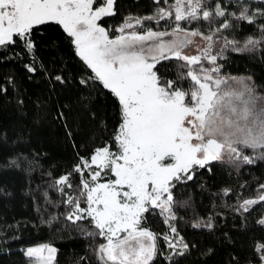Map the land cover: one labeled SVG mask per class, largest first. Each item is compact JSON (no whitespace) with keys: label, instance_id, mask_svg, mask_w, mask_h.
<instances>
[{"label":"snow or ice","instance_id":"snow-or-ice-1","mask_svg":"<svg viewBox=\"0 0 264 264\" xmlns=\"http://www.w3.org/2000/svg\"><path fill=\"white\" fill-rule=\"evenodd\" d=\"M154 3L153 15L129 16L111 29L102 21L116 15V0H0V51L20 44L35 60L34 32L58 25L93 73L80 84L98 81L118 101L120 123L112 143L95 147L73 169L81 177L75 195L65 192L73 188L72 173L54 185L66 196L65 219L77 227V222L89 220L96 231L86 234L105 238L106 243L94 250L101 264H155L158 236L144 227L146 214L164 216L166 223L174 220L173 190L192 181L201 169L211 172L213 162L239 167L264 161V96L244 78L222 75L218 64L227 49L253 52L264 45V0H234L237 11L209 0ZM145 21H154L157 29L146 27ZM241 21L256 25L259 39L249 36L241 45L234 36L224 35ZM201 22H207L204 30ZM191 49L195 54L186 51ZM171 60L180 62L176 79H166L157 68ZM26 67L36 71L32 65ZM55 80L62 83L64 78L57 75ZM64 115L60 112L59 118ZM67 135L71 137V131ZM23 162L11 164L20 167ZM261 202L264 192L244 200L237 210L248 212ZM258 223L264 225V219ZM193 227L212 229L213 224ZM169 228L179 235L175 226ZM163 239L168 248L176 249L168 235ZM179 243L183 251L174 255L183 256L189 245L183 237ZM25 252L37 264H54L57 249L42 245ZM254 254L257 264H264V242L254 246ZM229 264L239 261L233 258Z\"/></svg>","mask_w":264,"mask_h":264},{"label":"trees","instance_id":"trees-1","mask_svg":"<svg viewBox=\"0 0 264 264\" xmlns=\"http://www.w3.org/2000/svg\"><path fill=\"white\" fill-rule=\"evenodd\" d=\"M216 2L222 0H209ZM156 8L154 0H116V15L103 21L114 29L125 18L150 16ZM206 23L201 22L202 30ZM164 25L161 21L159 27ZM145 26L158 27L154 21H145ZM224 35L234 36L242 45L247 37L259 39L260 34L256 25L241 21ZM33 39L35 60L20 44L0 51V87L6 89L0 92V264H31L25 250L41 244L57 249L54 264H101L94 250L102 237L86 234L96 231L89 220L77 222V227L65 219L66 196L54 185L72 173L73 188L65 192L75 195L81 177L73 169L80 157L112 143L120 123L118 101L98 81L80 84L93 73L60 26H41ZM178 63L166 61L157 68L166 79H176ZM218 64L222 75L250 77L256 94L264 96V45L253 52L227 49ZM26 65L36 71L29 72ZM57 75L64 78L62 83L55 80ZM60 112L64 119L59 118ZM244 151L253 155L250 149ZM18 159L24 162L13 167L11 162ZM211 167V172L201 169L192 181L173 190L174 220L166 223L164 216L146 214L144 227L158 236L160 255L155 264H229L233 258L239 264H257L254 246L264 242V225L258 223L264 219V202L248 212L237 209L244 200L264 192L260 187L264 161L239 167L213 162ZM209 221L212 229L193 227ZM169 224L189 245L183 256L174 255L176 250H169L163 239Z\"/></svg>","mask_w":264,"mask_h":264},{"label":"rangeland","instance_id":"rangeland-1","mask_svg":"<svg viewBox=\"0 0 264 264\" xmlns=\"http://www.w3.org/2000/svg\"><path fill=\"white\" fill-rule=\"evenodd\" d=\"M252 2H253L254 4H259V3L261 2V0H252ZM222 3H223L226 7H228L229 11H236V10H237L236 7H235V4H234V0H222ZM152 12H153V14L155 13V11H152ZM102 23L104 24L105 27H109V28H111L107 22L102 21ZM117 27H118V26H117ZM117 27H115V28H117ZM115 28H114V29H115ZM111 29H112V28H111ZM110 34H111V33H110ZM196 39L199 41V43H200L201 46L204 45L205 42H204L203 40H199V38H196ZM186 51H190L191 54H195V50H194V49L186 50ZM230 77H232V76H230ZM233 77H235V76H233ZM237 78H244V79L246 80V82H248V83L251 84V81H249L247 77H238V76H237ZM85 175H86V174H85ZM256 198H257V197H256ZM253 199H255V198H253ZM82 206H84V205L82 204ZM253 206H254V205H253ZM253 206H251V207H253ZM167 235L169 236V239H171L172 242L175 243L176 246H177L176 249H173V250H176V251H178V250L183 251L182 245H180V243H179V238H180V237H177V235H176L175 233H171L170 231L168 232ZM102 243H106V240H105L104 237H102ZM42 245H48V244H41V245L33 246V247H30V248L40 247V246H42ZM157 245H158V241H157ZM50 246H51V247H54V246H52V245H50ZM54 248H55V247H54ZM55 249H56V248H55ZM170 249H171V248H169V250H170ZM46 254H47V253H45V255H46ZM55 257H56V256H55ZM29 258H30V257H29ZM30 259H31V264H37V261H36V259H35L34 257H31Z\"/></svg>","mask_w":264,"mask_h":264}]
</instances>
